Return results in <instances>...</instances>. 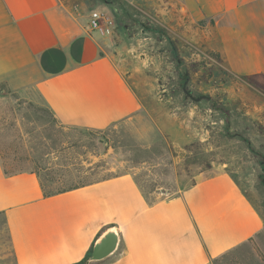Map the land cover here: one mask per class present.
<instances>
[{"label":"crops","instance_id":"crops-1","mask_svg":"<svg viewBox=\"0 0 264 264\" xmlns=\"http://www.w3.org/2000/svg\"><path fill=\"white\" fill-rule=\"evenodd\" d=\"M155 1L211 23L208 48L226 73H264V0ZM88 20L59 0H0V79L41 101L61 127L102 132L143 106L113 41ZM109 228L116 250L88 264H214L256 241L264 221L224 168L154 200L130 172L45 196L35 172L10 173L0 158V264H78Z\"/></svg>","mask_w":264,"mask_h":264},{"label":"rangeland","instance_id":"rangeland-1","mask_svg":"<svg viewBox=\"0 0 264 264\" xmlns=\"http://www.w3.org/2000/svg\"><path fill=\"white\" fill-rule=\"evenodd\" d=\"M59 1L73 15L99 11L113 20V53L143 110L102 132L64 128L41 101L0 79L6 170L37 172L46 191L130 172L154 200L175 196L201 172L224 168L264 221V94L225 72L208 48L211 23L191 22L183 9L155 0ZM255 243L264 256V229ZM217 264L264 259L249 244Z\"/></svg>","mask_w":264,"mask_h":264},{"label":"water","instance_id":"water-1","mask_svg":"<svg viewBox=\"0 0 264 264\" xmlns=\"http://www.w3.org/2000/svg\"><path fill=\"white\" fill-rule=\"evenodd\" d=\"M118 235L116 231L109 228L104 231L94 242L87 261L89 263L101 262L108 258L117 248Z\"/></svg>","mask_w":264,"mask_h":264},{"label":"trees","instance_id":"trees-1","mask_svg":"<svg viewBox=\"0 0 264 264\" xmlns=\"http://www.w3.org/2000/svg\"><path fill=\"white\" fill-rule=\"evenodd\" d=\"M243 80L247 84H249L250 86H252L253 88L257 89L258 91H260V92H262L264 94V73H255V74L246 75V76L243 77ZM35 173L39 176V174L37 172H35ZM40 180H41V178H40ZM80 186H83V185L71 186L69 188L60 189V190H56V191H46L45 186L43 185V182L41 181V187H42V189L44 191L45 196H51V195H54V194H57V193L69 191V190L78 188ZM249 243H250L251 247L253 248V250L255 251V253L258 255V257H260L261 259H264L263 253L260 250V248L258 247V245L255 243V241L253 239H250ZM90 252L91 251H89V253L85 257V259H83V261H81L78 264H85L86 263V259L89 256ZM231 252H233V251H231ZM231 252H229V253H231ZM229 253H227V254L219 257L218 259H216L214 264H217L222 258H224Z\"/></svg>","mask_w":264,"mask_h":264},{"label":"built area","instance_id":"built-area-1","mask_svg":"<svg viewBox=\"0 0 264 264\" xmlns=\"http://www.w3.org/2000/svg\"><path fill=\"white\" fill-rule=\"evenodd\" d=\"M114 22L107 15L99 11H92L89 15L88 28L103 36L113 33Z\"/></svg>","mask_w":264,"mask_h":264}]
</instances>
